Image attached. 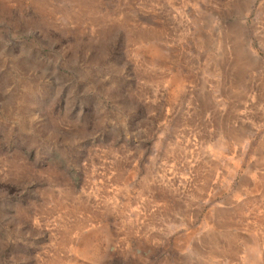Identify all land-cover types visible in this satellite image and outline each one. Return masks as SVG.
Wrapping results in <instances>:
<instances>
[{
  "label": "rangeland",
  "instance_id": "obj_1",
  "mask_svg": "<svg viewBox=\"0 0 264 264\" xmlns=\"http://www.w3.org/2000/svg\"><path fill=\"white\" fill-rule=\"evenodd\" d=\"M0 264H264V0H0Z\"/></svg>",
  "mask_w": 264,
  "mask_h": 264
}]
</instances>
